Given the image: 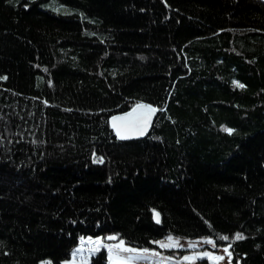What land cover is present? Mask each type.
I'll return each mask as SVG.
<instances>
[{
  "label": "trees",
  "instance_id": "16d2710c",
  "mask_svg": "<svg viewBox=\"0 0 264 264\" xmlns=\"http://www.w3.org/2000/svg\"><path fill=\"white\" fill-rule=\"evenodd\" d=\"M140 103L151 131L121 141ZM86 236L264 264L260 0H0V264H67Z\"/></svg>",
  "mask_w": 264,
  "mask_h": 264
},
{
  "label": "rangeland",
  "instance_id": "374dc122",
  "mask_svg": "<svg viewBox=\"0 0 264 264\" xmlns=\"http://www.w3.org/2000/svg\"><path fill=\"white\" fill-rule=\"evenodd\" d=\"M169 237L173 241L178 242L175 247H162L161 244L168 243ZM211 240L209 244L205 241ZM91 241V243H90ZM95 241H100L96 244ZM123 241H109L100 237H81L71 252L70 261L67 264H89L92 257L100 252H105L107 264H113L114 258L118 254L120 258L127 264H233L229 246H216L210 238H199L193 240H185L166 236L154 242L156 249L144 250L127 246L123 242V246L132 249L129 252H122L114 246ZM112 250V258L110 259L109 249ZM227 248L226 253L224 249ZM169 251H181L179 256L171 255ZM207 253V255H205ZM188 257L189 259H185ZM215 257H223V259H214ZM131 258V259H129Z\"/></svg>",
  "mask_w": 264,
  "mask_h": 264
},
{
  "label": "snow or ice",
  "instance_id": "6c2138e0",
  "mask_svg": "<svg viewBox=\"0 0 264 264\" xmlns=\"http://www.w3.org/2000/svg\"><path fill=\"white\" fill-rule=\"evenodd\" d=\"M238 87H243V85H237ZM157 110L155 108H152L151 106L144 105V104H138L136 105L133 110L124 115L119 117H113L112 118V127L115 130L116 136L118 139L126 140L131 139L134 136H143L148 130L149 125L151 124V117L155 114ZM229 133H231V129H225ZM155 218L157 223H159V214H155ZM223 239L227 240L228 237H222ZM108 239H116V237H108ZM235 239H243V236L240 234H237ZM206 243H213L211 240L205 241ZM91 243V241H90ZM96 244H99L100 241H95ZM162 247H175L178 246V242L173 241L171 237H169V242L161 244ZM115 248L119 249L122 252H129L132 251V249L125 248L123 246V242L120 244H117L114 246ZM224 251L227 253L228 249L225 248ZM110 253V259L112 258V250L109 249ZM207 255V253H205ZM131 259V258H129ZM185 259H189L186 257ZM214 259H223V257H215ZM113 264H127L126 261H124L122 258L119 257L117 254L114 258Z\"/></svg>",
  "mask_w": 264,
  "mask_h": 264
},
{
  "label": "water",
  "instance_id": "95a60500",
  "mask_svg": "<svg viewBox=\"0 0 264 264\" xmlns=\"http://www.w3.org/2000/svg\"><path fill=\"white\" fill-rule=\"evenodd\" d=\"M260 1L264 4V0H260ZM140 104L148 105V106H151L152 108H155L154 106H152V105H150V104H147V103H140ZM137 105H138V104H137ZM135 107H136V105H135L134 107H132L129 111H126V112H124V113L118 114V115H116V116H114V117L124 116V115L130 113V112L133 110V108H135ZM155 109H156L157 111L155 112L154 115H152V117H151V124L149 125L148 130H147V132L145 133V135H143V136H134V137L131 138V139H126V140H121V139H120V140H121V141H124V142H127V141H137V140H142V139H144L145 137H147L148 134H149L150 131H151L152 124H153L154 119H155V117H156V115H157V113H158V109H157V108H155ZM112 118H113V117H112ZM112 118H111V124H112ZM155 214H158V213H155ZM155 214H154V219H155V221H156ZM156 222H157V221H156ZM159 222H160V216H159Z\"/></svg>",
  "mask_w": 264,
  "mask_h": 264
}]
</instances>
